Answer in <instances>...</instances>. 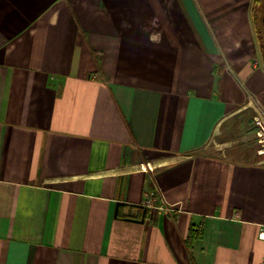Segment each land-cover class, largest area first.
I'll list each match as a JSON object with an SVG mask.
<instances>
[{"label": "crops", "instance_id": "obj_1", "mask_svg": "<svg viewBox=\"0 0 264 264\" xmlns=\"http://www.w3.org/2000/svg\"><path fill=\"white\" fill-rule=\"evenodd\" d=\"M255 3L0 0V264H263Z\"/></svg>", "mask_w": 264, "mask_h": 264}, {"label": "rangeland", "instance_id": "obj_2", "mask_svg": "<svg viewBox=\"0 0 264 264\" xmlns=\"http://www.w3.org/2000/svg\"><path fill=\"white\" fill-rule=\"evenodd\" d=\"M225 139L231 141L226 147H232V150L243 148L245 152L251 153L257 150L255 116L252 112H246L232 119L224 129ZM223 137V136H222ZM224 138V137H223Z\"/></svg>", "mask_w": 264, "mask_h": 264}, {"label": "built area", "instance_id": "obj_3", "mask_svg": "<svg viewBox=\"0 0 264 264\" xmlns=\"http://www.w3.org/2000/svg\"><path fill=\"white\" fill-rule=\"evenodd\" d=\"M255 125H256V139L257 143L260 145L259 152L264 154V120L261 117L255 118ZM142 206L149 210L150 212H167V213H174L176 209L174 206H167L164 198L160 190L157 188L155 190L148 191L145 194L144 200L142 202ZM264 264V262H263Z\"/></svg>", "mask_w": 264, "mask_h": 264}, {"label": "trees", "instance_id": "obj_4", "mask_svg": "<svg viewBox=\"0 0 264 264\" xmlns=\"http://www.w3.org/2000/svg\"><path fill=\"white\" fill-rule=\"evenodd\" d=\"M258 0H256V3H257ZM256 3H255V6H256ZM254 16H255V12H254ZM264 25V24H263ZM258 38H259V43H260V48H261V52H262V55L264 56V38L258 33ZM201 226H196V225H191L190 226V232H189V238L187 240V246H188V249H190L191 247V243L194 241V240H197L201 237Z\"/></svg>", "mask_w": 264, "mask_h": 264}]
</instances>
